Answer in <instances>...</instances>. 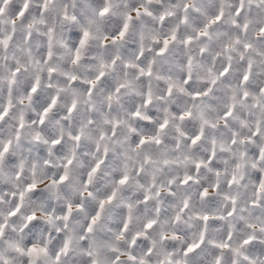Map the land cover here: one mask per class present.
<instances>
[{"label": "clouds", "instance_id": "obj_1", "mask_svg": "<svg viewBox=\"0 0 264 264\" xmlns=\"http://www.w3.org/2000/svg\"><path fill=\"white\" fill-rule=\"evenodd\" d=\"M0 264H264V0H0Z\"/></svg>", "mask_w": 264, "mask_h": 264}, {"label": "snow or ice", "instance_id": "obj_2", "mask_svg": "<svg viewBox=\"0 0 264 264\" xmlns=\"http://www.w3.org/2000/svg\"><path fill=\"white\" fill-rule=\"evenodd\" d=\"M87 37V33H85V38ZM189 250H191V249H189Z\"/></svg>", "mask_w": 264, "mask_h": 264}]
</instances>
